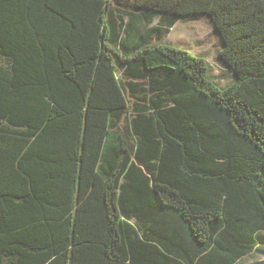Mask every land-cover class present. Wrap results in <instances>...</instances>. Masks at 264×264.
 <instances>
[{
	"label": "trees",
	"instance_id": "16d2710c",
	"mask_svg": "<svg viewBox=\"0 0 264 264\" xmlns=\"http://www.w3.org/2000/svg\"><path fill=\"white\" fill-rule=\"evenodd\" d=\"M133 3L126 23L109 0H0V264H238L263 244L264 0ZM200 15L225 87L153 41Z\"/></svg>",
	"mask_w": 264,
	"mask_h": 264
},
{
	"label": "rangeland",
	"instance_id": "374dc122",
	"mask_svg": "<svg viewBox=\"0 0 264 264\" xmlns=\"http://www.w3.org/2000/svg\"><path fill=\"white\" fill-rule=\"evenodd\" d=\"M109 2L116 8V14L121 15L120 18L122 17L127 23L130 6L134 4L133 0H109ZM158 24L159 20H155L148 28L158 26ZM161 30V33L154 35L153 41L170 43L206 57L212 67L214 78L221 86L225 87L233 81L234 71L226 67L220 60L219 55L223 43L221 36L205 15L182 18L168 33L164 32L163 27ZM122 34L125 35V33ZM239 264H264V242L257 251L245 257Z\"/></svg>",
	"mask_w": 264,
	"mask_h": 264
},
{
	"label": "crops",
	"instance_id": "0c3cea01",
	"mask_svg": "<svg viewBox=\"0 0 264 264\" xmlns=\"http://www.w3.org/2000/svg\"><path fill=\"white\" fill-rule=\"evenodd\" d=\"M250 255H251V254H250ZM250 255H248V256H250ZM248 256H245V257H248ZM245 257H244V258H245ZM244 258H243V259H244ZM243 259H242V260H243ZM240 262H241V261H240ZM240 262H239V263H240ZM239 263H238V264H239Z\"/></svg>",
	"mask_w": 264,
	"mask_h": 264
}]
</instances>
